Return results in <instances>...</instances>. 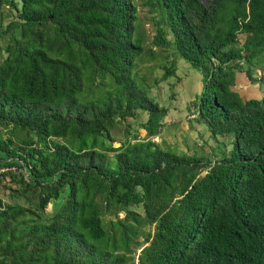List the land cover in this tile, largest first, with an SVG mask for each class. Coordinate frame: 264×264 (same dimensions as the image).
<instances>
[{
	"label": "trees",
	"instance_id": "trees-1",
	"mask_svg": "<svg viewBox=\"0 0 264 264\" xmlns=\"http://www.w3.org/2000/svg\"><path fill=\"white\" fill-rule=\"evenodd\" d=\"M141 4L159 65L137 0H0V264H264V97L236 88L264 81V0ZM169 57L201 76L195 120L231 138L216 158L155 140Z\"/></svg>",
	"mask_w": 264,
	"mask_h": 264
},
{
	"label": "rangeland",
	"instance_id": "rangeland-1",
	"mask_svg": "<svg viewBox=\"0 0 264 264\" xmlns=\"http://www.w3.org/2000/svg\"><path fill=\"white\" fill-rule=\"evenodd\" d=\"M138 2V15H139V27L144 36V44H148L154 51H156L160 57H158L153 62L159 65V61L162 63L165 62V58L160 59L161 56L167 55L170 50H163L159 47L154 46L152 43V38L156 33V27L154 25L153 16L156 15L155 12H150L148 6L141 4L142 0H137ZM174 59L177 64V70L175 75L179 76V79L176 77H169L168 79L161 81L159 85H156L152 89V93L156 100L162 106L168 108V114L164 117V121H167V124L164 125L162 133L158 134L155 137V140L160 143L162 146L173 148L175 152H188V153H197L198 155H208L210 157L216 158L217 155H212L214 151L220 149L221 147L229 149L230 144L228 138L219 137V140L216 141L210 136L206 127L203 124L198 123L190 110H192V102L195 99V96L200 92L201 88V76L193 69L185 60L178 57H169V59ZM254 77L260 76L258 68L252 67ZM145 72V70L143 71ZM156 72L160 74L163 73L162 69H157ZM196 76V77H195ZM245 77V76H244ZM249 83L256 81H250L245 77ZM253 89H244V96H255L257 93V85H252ZM264 88V83H261L260 89ZM91 95V94H90ZM152 96V95H151ZM172 109V110H171ZM145 118L144 115L138 117L139 121H143ZM134 126L136 124H133ZM132 132H136L135 129L131 128ZM139 137L145 135V130L138 127ZM121 135V133H119ZM164 140V141H162ZM225 142V146L221 142ZM119 142V141H116ZM115 142V143H116ZM219 142L222 144H219ZM114 143V144H115ZM119 146V145H115ZM1 194H4L0 191ZM4 196V195H3ZM6 199V197H4ZM60 199L51 202L47 205L46 211H52L59 204ZM113 218V215L104 217V220ZM151 230L146 227L145 232ZM142 237H139V242L142 243L137 248H135L136 257L140 253L141 248L144 246L142 242Z\"/></svg>",
	"mask_w": 264,
	"mask_h": 264
},
{
	"label": "crops",
	"instance_id": "crops-1",
	"mask_svg": "<svg viewBox=\"0 0 264 264\" xmlns=\"http://www.w3.org/2000/svg\"><path fill=\"white\" fill-rule=\"evenodd\" d=\"M236 79H237L236 88H237V90L239 88V90H238L239 93L240 92L241 93H244V89H253V88H251V86L253 84L252 83H249L247 80H245V77H244L243 74H241V73L237 74ZM259 86L261 87V85H259ZM260 87L257 88V91H256L257 94L254 97L260 98V97L264 96V88L260 89ZM169 113L170 112H168V114Z\"/></svg>",
	"mask_w": 264,
	"mask_h": 264
},
{
	"label": "clouds",
	"instance_id": "clouds-1",
	"mask_svg": "<svg viewBox=\"0 0 264 264\" xmlns=\"http://www.w3.org/2000/svg\"><path fill=\"white\" fill-rule=\"evenodd\" d=\"M262 72H263V71H262ZM252 73H253V72H252ZM241 74H243V73H241ZM263 74H264V72H263ZM243 75H244L248 80H250V79L246 76L245 73H244ZM253 76H254V75H253ZM259 78H260V76L257 77V79L260 81ZM236 80H237V79H236ZM250 81H251V80H250ZM262 82L264 83V81H262ZM262 82H260V84H259V82L257 81V82H254V83H252V84H253V85H257V87H260L259 85H261ZM201 87H202V84H201ZM200 91H201V90H200ZM199 93H200V92H199ZM199 93H198V94H199ZM262 97H264V96H262ZM262 97H260V98H262ZM229 142H231V138L229 139Z\"/></svg>",
	"mask_w": 264,
	"mask_h": 264
},
{
	"label": "water",
	"instance_id": "water-1",
	"mask_svg": "<svg viewBox=\"0 0 264 264\" xmlns=\"http://www.w3.org/2000/svg\"><path fill=\"white\" fill-rule=\"evenodd\" d=\"M114 145H120V143L119 142H116Z\"/></svg>",
	"mask_w": 264,
	"mask_h": 264
}]
</instances>
